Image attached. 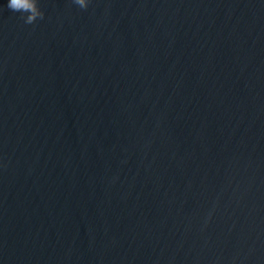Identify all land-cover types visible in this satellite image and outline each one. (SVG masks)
Here are the masks:
<instances>
[{
  "label": "water",
  "instance_id": "1",
  "mask_svg": "<svg viewBox=\"0 0 264 264\" xmlns=\"http://www.w3.org/2000/svg\"><path fill=\"white\" fill-rule=\"evenodd\" d=\"M0 0V264H264V0Z\"/></svg>",
  "mask_w": 264,
  "mask_h": 264
},
{
  "label": "clouds",
  "instance_id": "2",
  "mask_svg": "<svg viewBox=\"0 0 264 264\" xmlns=\"http://www.w3.org/2000/svg\"><path fill=\"white\" fill-rule=\"evenodd\" d=\"M82 8H87L88 0H74ZM7 7L14 12L28 13L25 23L31 24L42 18L44 13L41 11L38 0H9Z\"/></svg>",
  "mask_w": 264,
  "mask_h": 264
}]
</instances>
